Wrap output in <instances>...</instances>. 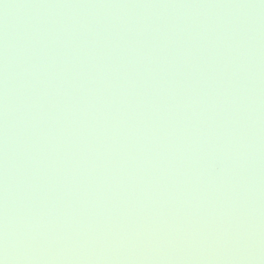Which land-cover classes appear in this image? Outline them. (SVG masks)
I'll return each instance as SVG.
<instances>
[{
    "label": "water",
    "instance_id": "95a60500",
    "mask_svg": "<svg viewBox=\"0 0 264 264\" xmlns=\"http://www.w3.org/2000/svg\"><path fill=\"white\" fill-rule=\"evenodd\" d=\"M0 259L264 264V0H0Z\"/></svg>",
    "mask_w": 264,
    "mask_h": 264
},
{
    "label": "clouds",
    "instance_id": "9594fccd",
    "mask_svg": "<svg viewBox=\"0 0 264 264\" xmlns=\"http://www.w3.org/2000/svg\"><path fill=\"white\" fill-rule=\"evenodd\" d=\"M0 260L3 261V264H6V259H0Z\"/></svg>",
    "mask_w": 264,
    "mask_h": 264
},
{
    "label": "snow or ice",
    "instance_id": "6c2138e0",
    "mask_svg": "<svg viewBox=\"0 0 264 264\" xmlns=\"http://www.w3.org/2000/svg\"><path fill=\"white\" fill-rule=\"evenodd\" d=\"M0 264H3V261L2 260H0Z\"/></svg>",
    "mask_w": 264,
    "mask_h": 264
}]
</instances>
